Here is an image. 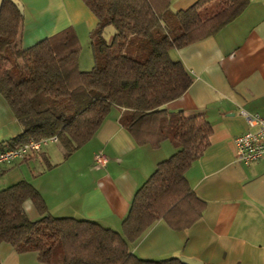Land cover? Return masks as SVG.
<instances>
[{"label": "trees", "instance_id": "obj_1", "mask_svg": "<svg viewBox=\"0 0 264 264\" xmlns=\"http://www.w3.org/2000/svg\"><path fill=\"white\" fill-rule=\"evenodd\" d=\"M81 1L97 21L89 34L94 62L89 71L78 69L80 45L72 29L23 48V14L2 1L0 95L22 132L0 150L55 135L65 160L91 140L112 108H118L121 126L138 145L156 148L167 140L175 151L137 189L120 232L89 220L53 217L25 180L1 189L0 245L33 252L44 264H183L180 258L143 260L130 251L156 221L180 230L202 214L203 204L184 174L208 146L211 128L202 116L163 117L162 106L179 98L190 83L182 65L168 53L217 32L248 0H219L205 15L200 6L212 0L174 14L164 12L169 0ZM108 27L113 29L109 41L103 37ZM42 167L55 165L43 156ZM27 203L37 214L34 220L26 214Z\"/></svg>", "mask_w": 264, "mask_h": 264}, {"label": "crops", "instance_id": "obj_2", "mask_svg": "<svg viewBox=\"0 0 264 264\" xmlns=\"http://www.w3.org/2000/svg\"><path fill=\"white\" fill-rule=\"evenodd\" d=\"M19 1L23 48L72 29L80 45L78 69L93 66L89 34L97 21L81 0ZM199 1L169 0L164 12L185 11ZM218 1L202 4L200 11L213 12ZM112 34L109 27L103 37L109 41ZM168 55L182 65L190 83L179 98L162 106L163 117L202 116L211 128L208 146L184 174L203 204L202 214L180 230L156 221L130 251L143 260L183 257L203 264H264V158L244 164L236 158L233 144L234 137L248 130L242 112L264 117V0H248L217 32L172 48ZM121 114V109L112 108L91 140L65 160L61 148L51 143L42 148L41 156L0 167V189L25 180L53 217L89 220L120 232L137 189L175 151L167 140L156 148L138 145L121 126ZM21 132L0 95V145ZM97 153L106 158L102 168L95 165ZM43 156L55 167L43 170ZM26 210L34 215L31 204L25 205ZM0 264L44 263L33 252L18 253L2 244Z\"/></svg>", "mask_w": 264, "mask_h": 264}, {"label": "built area", "instance_id": "obj_3", "mask_svg": "<svg viewBox=\"0 0 264 264\" xmlns=\"http://www.w3.org/2000/svg\"><path fill=\"white\" fill-rule=\"evenodd\" d=\"M241 114L248 130L234 137L233 144L236 158L244 164H250L264 158V117L244 112ZM56 142L57 137L54 135L0 150V167L16 164L38 154L48 144ZM94 162L97 167L102 168L106 164V158L101 153H97L94 155Z\"/></svg>", "mask_w": 264, "mask_h": 264}, {"label": "water", "instance_id": "obj_4", "mask_svg": "<svg viewBox=\"0 0 264 264\" xmlns=\"http://www.w3.org/2000/svg\"><path fill=\"white\" fill-rule=\"evenodd\" d=\"M2 1L3 0H0V6L2 4ZM8 1L17 8L20 14H23V6L19 0H8ZM180 260L183 262V264H203L202 262L195 259L181 257Z\"/></svg>", "mask_w": 264, "mask_h": 264}, {"label": "rangeland", "instance_id": "obj_5", "mask_svg": "<svg viewBox=\"0 0 264 264\" xmlns=\"http://www.w3.org/2000/svg\"><path fill=\"white\" fill-rule=\"evenodd\" d=\"M109 28V27H108ZM107 28V29H108ZM111 28V27H110ZM92 68V66L90 67V69ZM90 69H87L88 71L90 70ZM1 190V189H0ZM28 207V206H27ZM27 211V210H26ZM34 211V210H33ZM32 211V213L34 214V215H32V214H30L28 211L26 212V214H27V216H28V218H30V219H32V218H34L37 214L36 213H34ZM32 220H34V219H32Z\"/></svg>", "mask_w": 264, "mask_h": 264}]
</instances>
